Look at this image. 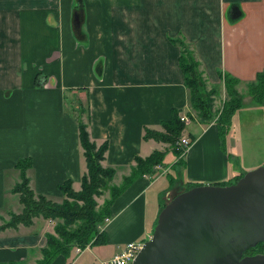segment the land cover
Instances as JSON below:
<instances>
[{"label": "crops", "instance_id": "crops-1", "mask_svg": "<svg viewBox=\"0 0 264 264\" xmlns=\"http://www.w3.org/2000/svg\"><path fill=\"white\" fill-rule=\"evenodd\" d=\"M175 38L191 45L208 85L224 91L220 72L254 81L264 72V0H0V264H34L53 233L42 218L3 226L20 206L12 192L19 160L30 161L26 176L36 195L59 202L65 182L80 188L85 162L75 103L85 109L91 141L108 145L102 166L126 171L121 185L135 156L168 150L144 135L162 131L171 112L182 116L189 104ZM189 125L187 154L178 162L168 150L160 171L129 181L112 203L101 243L52 264L109 259L151 237L170 196L235 181L240 173L230 169L232 154L217 129ZM164 176L167 183L158 184Z\"/></svg>", "mask_w": 264, "mask_h": 264}, {"label": "trees", "instance_id": "trees-1", "mask_svg": "<svg viewBox=\"0 0 264 264\" xmlns=\"http://www.w3.org/2000/svg\"><path fill=\"white\" fill-rule=\"evenodd\" d=\"M170 41L179 48L178 66L183 76L184 86L189 92L190 106L198 112L200 124L207 126L214 119L213 103L216 97L220 96L221 91H218L216 87L207 90V82L204 81L203 74L199 70L200 63L190 44L179 38L170 39ZM218 75L225 92L223 109L216 122L222 140L226 129L230 127L231 118L243 107V104L237 90L241 81L230 74L220 72ZM247 90L257 103L264 102V72L256 74L254 82L247 85ZM84 113L85 109L83 112L81 111L82 115ZM180 113V110H173L170 119L161 123L162 131L157 133L154 130H146L144 139L162 143L175 156L180 157L181 149L177 146V142L185 129V125L180 121ZM77 118L78 139L85 162V171L80 180L78 193L73 191L70 181L65 182L59 187L62 196L65 197L63 202L61 204L53 203L42 195H36L30 189L26 176L30 161L21 159L15 165V168L20 172V184L16 183L12 192L18 195V201L23 206V213L3 226L7 228L16 227L19 224L30 226L34 218L60 220L54 225L53 233L45 235L46 244L44 248L40 249L41 259L36 264H52L58 257L67 260L76 249L85 250L88 247L99 245L104 238V232L100 231L98 226L110 217L113 201L126 188L129 181L136 177L151 175L156 166H162L168 151H153L145 158L135 156L131 176L126 178L119 187L109 188L107 182L113 179L115 170L102 166L108 145L106 142L97 145L91 141L87 125L83 123L82 119ZM188 138L192 145V137L188 136ZM241 177L242 175H239L235 182ZM101 190H108L110 199L101 211L97 212L95 197L101 195ZM257 253L264 254V242L259 243L255 248L248 249L244 255L251 256ZM3 264L25 263L8 262Z\"/></svg>", "mask_w": 264, "mask_h": 264}, {"label": "water", "instance_id": "water-1", "mask_svg": "<svg viewBox=\"0 0 264 264\" xmlns=\"http://www.w3.org/2000/svg\"><path fill=\"white\" fill-rule=\"evenodd\" d=\"M239 17L232 9L231 18ZM263 242L264 167H259L233 184L195 186L173 197L132 264H264V254L244 255Z\"/></svg>", "mask_w": 264, "mask_h": 264}, {"label": "rangeland", "instance_id": "rangeland-1", "mask_svg": "<svg viewBox=\"0 0 264 264\" xmlns=\"http://www.w3.org/2000/svg\"><path fill=\"white\" fill-rule=\"evenodd\" d=\"M253 82L254 81L251 82L243 81L241 82V84L238 85L237 90L241 96L243 107L241 111L235 113L234 116L231 118V124H230L231 126L229 127V129L228 128L226 129L224 138L222 140L220 138L222 145L224 144L226 150L231 152L232 154L231 155L232 160L231 163L229 164L230 169L234 170L236 168L239 171L240 175L255 170L259 167H264V102L257 103L253 99L252 95L248 92L247 85ZM206 87L207 90L211 89V87H216L218 91H221L220 90L221 88L219 86H215V85L213 86L207 84ZM224 98H225V92L222 90L220 96H217L213 103L214 108L212 112L214 114V119L211 120L207 125V126H213V128L215 127L218 131V134H219V128L216 122L218 120V117L221 115L224 104ZM64 102L66 105L65 106L66 110L68 108L70 109L71 105H68L69 101H64ZM73 109H75V115L76 116L78 115L77 117H79V119H82L81 111L83 112V105L79 107L75 103L73 105ZM183 115H186L188 117L189 124L200 123L199 114L198 112L194 111L193 107L190 106V103L188 104V107L185 109ZM189 124L185 125V131H184L185 134H188L189 133L188 131H191L193 129V126ZM207 126L205 125L204 127ZM156 132L159 133L161 131H156ZM181 137H185V135L183 134ZM171 157L173 158L172 155ZM177 158L180 159L181 157L176 156L175 159ZM181 160L182 158L180 159V161ZM124 174H126V171H118V170L115 171V175L113 179L107 182V187L109 188H111L112 186L119 187L121 185L120 176ZM156 175H158V173ZM234 182L235 181H232L231 184H233ZM164 183L165 184L167 183V178L165 176L159 180L158 184H164ZM19 184H20V179L18 180L17 185ZM73 191L78 193L80 191V188L78 189L76 188L75 190L73 189ZM101 191H102L101 195H99L97 198L95 197V202L97 203V208H96L97 212H100L101 209L104 207L105 203L108 202L110 199V193L108 192V190H101ZM183 191H186V189L182 190L181 192ZM172 198L173 197L170 196L166 204ZM63 199L60 200L59 202H53V203L61 204L63 202ZM22 213H23V206L20 204L19 208L14 209L11 213H9L7 217L8 219L7 222H11L14 217L21 216ZM47 221L52 222L51 227H54V225L60 220L56 219V220H47ZM103 225L104 222L98 226V229L100 230L103 227ZM147 240L148 239H145V241ZM145 241L142 242V245L143 243H145ZM82 251L83 250H81V252ZM74 253L76 254V251ZM257 254H262V253H257ZM87 258H88V252L85 253L84 257L81 260L86 261ZM34 264H36V261Z\"/></svg>", "mask_w": 264, "mask_h": 264}, {"label": "built area", "instance_id": "built-area-1", "mask_svg": "<svg viewBox=\"0 0 264 264\" xmlns=\"http://www.w3.org/2000/svg\"><path fill=\"white\" fill-rule=\"evenodd\" d=\"M180 121L184 125L189 124V120L186 115L180 116ZM177 146L181 149L180 157L183 158L187 154L191 146L190 139L188 137H181L180 140L177 142ZM160 169H161L160 166H156L154 171L155 172L160 171ZM108 221L109 218L104 220V225L100 229V231H103ZM141 249H142V242L128 243L124 247L118 248L117 252L113 254L109 259L99 261L97 264H132V262L135 260ZM77 253L78 255L81 254V250L76 249V255Z\"/></svg>", "mask_w": 264, "mask_h": 264}]
</instances>
